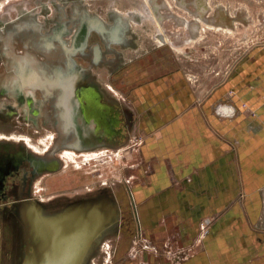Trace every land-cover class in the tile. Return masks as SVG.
Instances as JSON below:
<instances>
[{
    "label": "rangeland",
    "instance_id": "374dc122",
    "mask_svg": "<svg viewBox=\"0 0 264 264\" xmlns=\"http://www.w3.org/2000/svg\"><path fill=\"white\" fill-rule=\"evenodd\" d=\"M74 4L84 6L109 22L116 16L130 22L129 36L135 45L116 46L124 53L127 64L115 73L106 67L96 69L107 91L130 109L128 79L132 66L163 67L158 72L180 67L189 80L209 92L239 64L262 57L264 51V0H0V30L7 23L28 18L46 21L50 26L59 12L57 6L71 9ZM5 38L3 40L7 41ZM91 39H97V35ZM18 69L10 70V76L14 77ZM48 107L46 105V109ZM42 127L36 129L15 117L11 122H0V133L16 134L17 138L30 134L38 141L41 136H47L48 144L53 140L49 149L40 153L29 148L43 155L53 146L57 131L54 127ZM35 131L40 133L35 134ZM135 132L133 127L123 147L99 148L106 153L102 158L87 160L77 151L79 155L75 160L86 162L84 168L68 166L63 171L64 164L59 176L46 178L61 170L36 179L34 184L42 180L43 188L33 191V200L0 207V264H39L43 261L39 250L47 251L53 243H60L63 248L66 241L74 237L73 229L71 232L69 227H52V221L65 215L72 206L97 205L103 199L109 200L115 209L113 217L108 222L89 226L70 264H176L184 254L181 243L173 235L156 238L145 230L140 236V228L134 222L128 187L133 192L141 170L140 139ZM1 140L25 144L20 139ZM63 150L64 147L56 155L59 157ZM94 169L95 176L87 174L86 171ZM122 213L123 224L120 223ZM31 216L37 219L42 216L47 223L36 226ZM72 246L74 249V243ZM46 261L49 264V258Z\"/></svg>",
    "mask_w": 264,
    "mask_h": 264
},
{
    "label": "crops",
    "instance_id": "0c3cea01",
    "mask_svg": "<svg viewBox=\"0 0 264 264\" xmlns=\"http://www.w3.org/2000/svg\"><path fill=\"white\" fill-rule=\"evenodd\" d=\"M162 68L132 66L128 79L140 139L136 227L173 235L184 253L176 264H264V51L209 92L180 67Z\"/></svg>",
    "mask_w": 264,
    "mask_h": 264
},
{
    "label": "flooded vegetation",
    "instance_id": "af4514ba",
    "mask_svg": "<svg viewBox=\"0 0 264 264\" xmlns=\"http://www.w3.org/2000/svg\"><path fill=\"white\" fill-rule=\"evenodd\" d=\"M57 8L59 9V12L55 16L54 21L50 26H47L48 23L46 21L28 18L26 20H23L22 22L11 23V24L7 23L4 26V28L0 30V90L1 91L2 88L5 89L7 86H12V85L14 86L16 84L15 85L16 87H18L17 85H19L20 88L23 89L22 90L23 95L28 93L29 90H27V88L25 87L23 88L24 85L22 84L23 71L21 69L16 70L14 77H12L10 76L11 75L10 70H12L15 67L19 68V66L24 67L25 69L27 67H32L34 69H37L40 67V63H50V64L54 63L57 65L66 55L65 49L62 46L63 43L61 42V39L64 42H66L68 46H71L72 44H74V35L84 27L90 28V32L87 37V45L83 48V50L77 51L75 58L84 69L91 71L94 77L100 82L102 88L104 90H107L105 88V84L101 82L98 73L96 72L97 71L96 69L100 67H106V69L109 72L115 73L120 68L115 71L116 66H112V64H110L107 59L109 54H113L115 57L116 55L108 51V48L104 42L103 37L100 35V33H98L94 29L95 28L94 26L98 25L96 20H98L103 25V27L108 30H110L111 27L118 25L119 23L122 30L126 31L127 38L129 40H133V38L129 36L131 29L130 22L122 19L120 16L118 17L116 16L111 22H109L104 18H102L101 16L91 13L84 6L79 4H74L71 9H68L63 5L57 6ZM2 35L4 37H7L5 38L7 39V41L3 40L4 37ZM93 35H97V39L92 40L91 38ZM97 46L100 47V52L97 49ZM116 46L123 47L128 45H123V44L111 45L113 49H116L117 51L120 52V49L118 50ZM19 50H22V52H19ZM6 72H8L9 74H7ZM36 96L38 99H42V95L40 94L39 91L36 92ZM0 101H6V103H14L15 99L0 92ZM24 104L25 107L27 108L26 102ZM46 105L50 106L51 104L48 101ZM33 107L36 109L38 108L35 105H33ZM33 107L32 109H34ZM126 107L130 109L128 106ZM0 109H1L0 112L7 111L5 106L1 107ZM41 109L43 112L48 111L51 116L53 115L52 107L46 109V106H42ZM18 111L20 112L15 113L8 118L0 117V122H4V123L9 121L11 122L14 120L15 117H17L23 123L26 122L31 123V127H34L36 129H42L43 128L42 126L48 129L54 127V129H56L57 131V136H58V130L54 123V120L48 117L50 121L46 122L45 120L46 113H37L36 111L33 112V110H29L28 108L26 110L27 112H25L22 110V107L20 106H18ZM131 115H133V112ZM28 117L30 118L29 120H27ZM51 121L53 122V127L52 126L50 127ZM36 133H40V132L35 131V134ZM51 133L54 136H56L54 132ZM12 135H16V134H12ZM46 137L47 136L44 137L41 136V139L38 141L30 134L18 135V138L20 140H23L27 146L23 142L0 140L6 143V144H0V207L5 208L4 205L13 202L24 201L25 203H27L28 201L33 200L34 197L33 191L35 190V192H39L41 188H43V184H41L42 180H39L36 183V185L34 184L36 182V179L47 173H54L60 171L64 164H65V168L63 171H65L66 168H68V166H71L73 169L74 168L81 169L85 167L83 166L84 164H87L82 160L69 161L67 159H64L63 152L65 148L60 153L59 155L60 158H59L56 154L62 148L54 150L56 143L55 140L51 149L43 155L35 153L32 149H29L30 147L32 148V146L29 145L30 143L39 144L42 148L49 149L50 146L52 145L53 140L50 142V144H48ZM8 142L14 143V145L9 144ZM101 147L119 148V147H111L109 145H100L93 149H98ZM63 171L61 170L56 174L48 175L46 176V178L57 177ZM86 172L92 177L93 175L95 176V174L97 173L95 169L89 173L88 171ZM102 175L103 174L101 173L100 176ZM17 196L21 198L18 199ZM106 201L109 200L103 199L101 203ZM50 205L52 206V203ZM50 205L49 207L51 208ZM76 207L78 206L70 207L65 213H68L69 211H74V208ZM29 212L31 215L30 210ZM123 213L121 214V221H120V223L122 224L124 221ZM40 217L42 218V216ZM58 219L59 218H57V220ZM110 220L108 218V220L104 222H108ZM77 222H79L80 224V221L77 220ZM101 222L103 223V221H100V223ZM66 224L67 223L64 221L61 222L57 221L55 224H53L52 227H63Z\"/></svg>",
    "mask_w": 264,
    "mask_h": 264
},
{
    "label": "water",
    "instance_id": "95a60500",
    "mask_svg": "<svg viewBox=\"0 0 264 264\" xmlns=\"http://www.w3.org/2000/svg\"><path fill=\"white\" fill-rule=\"evenodd\" d=\"M96 22L98 25H95L94 29L103 37L108 51L118 58L117 63L112 61V66H116V71L122 66V62L120 63L122 55L111 45L134 46L135 43L127 38L126 31L122 30L119 23L108 30L98 20ZM89 32L88 27L80 29L74 35V44L71 46L61 39L66 55L57 65L40 63L37 69L32 67L25 69L19 66L23 71V88L30 91L29 98L33 105L38 107L34 108L33 112L46 113V122L50 121L48 118L50 117L57 127L58 136L55 139L54 150L69 147L81 151L100 145L123 147L129 141L134 127L132 111L122 105L117 97L104 90L92 72L84 69L75 58L77 51L83 50L87 45ZM97 49L100 52L99 46ZM15 85L0 90L2 94L15 99L14 103L0 101V108L5 106L7 109L6 112H0V117L8 118L19 113L18 106L27 112L22 94L23 89ZM37 91L42 95V99L37 98ZM48 101L51 104L49 107L54 108L52 116L48 111L43 112L41 109ZM29 119L28 117L27 120ZM8 143L14 145V143ZM0 144L6 143L0 141ZM128 189L132 203H134L133 194L129 187ZM17 198L21 197L17 196ZM113 211H115L114 208Z\"/></svg>",
    "mask_w": 264,
    "mask_h": 264
},
{
    "label": "bare ground",
    "instance_id": "6f19581e",
    "mask_svg": "<svg viewBox=\"0 0 264 264\" xmlns=\"http://www.w3.org/2000/svg\"><path fill=\"white\" fill-rule=\"evenodd\" d=\"M29 94H30V91L28 93L24 94L23 97H24V100L26 102L27 108L29 110H33L32 109L33 103L29 98ZM44 106H46V105H44ZM0 139H16V140L18 139L19 140V138L15 137L14 135L8 136L4 133H0ZM29 145L32 146V148L36 152H40V153L44 152V148H42L39 144L30 143ZM64 148H65V150H64L63 154H64V158L67 160H75V157L79 155V153L77 152L78 150H76V149L73 150V149H70L69 147H64ZM80 155L84 156L85 159H87V160H92V159L102 158L105 155V151L103 149H99V148L98 149H90V150H81ZM18 203L23 204L25 202L19 201ZM114 212L115 211H113V207L110 204V201H106V202H102V203H99V204L94 205V206H90V205H83L81 207L78 206V207L74 208V211H69L68 213H65V215H62L64 217H60L58 220L52 221L53 224H55L57 221L66 222L67 224L64 225L63 227L64 228L69 227L71 232L73 229L74 237L71 238L70 240H67L66 244L63 245V248H61L60 243H58L57 245L55 243H53V244L51 243L52 245L49 247V249L47 251H45V250L43 251V249L39 250V251H42V252H40L41 253L40 258L43 259V261H41V262L39 261V264H47L46 260H48V258L50 260L49 264H70L72 259L74 258V254L76 253V249L81 244L82 239L85 236V233L89 230V228H91L89 226L93 225V224L100 223V221H103V222L107 221L108 218L110 220L113 217ZM28 215L30 216L29 211H28ZM82 218H83V222H80V224H79V222H77V220H80ZM31 220L33 221V223H35L36 226H39L41 223H44V224L47 223V221L42 219L41 217H39L37 219V217L31 216ZM75 223H76V225H75ZM63 230L64 229H62V232H63ZM60 234H61V232H60ZM56 235L58 236L59 234H56ZM141 235L142 234L140 233V236ZM73 243H74V249L72 246ZM75 264H77V262Z\"/></svg>",
    "mask_w": 264,
    "mask_h": 264
},
{
    "label": "built area",
    "instance_id": "2783aa9c",
    "mask_svg": "<svg viewBox=\"0 0 264 264\" xmlns=\"http://www.w3.org/2000/svg\"><path fill=\"white\" fill-rule=\"evenodd\" d=\"M207 232H208V223H202L201 224V228H200V234H199V236H198V238L196 240V242H198V244L202 243V241H203L204 237L206 236Z\"/></svg>",
    "mask_w": 264,
    "mask_h": 264
}]
</instances>
